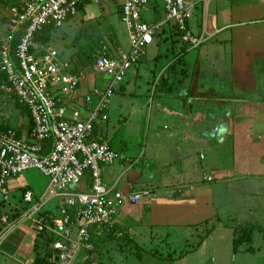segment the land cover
I'll list each match as a JSON object with an SVG mask.
<instances>
[{
	"label": "crops",
	"instance_id": "0c3cea01",
	"mask_svg": "<svg viewBox=\"0 0 264 264\" xmlns=\"http://www.w3.org/2000/svg\"><path fill=\"white\" fill-rule=\"evenodd\" d=\"M123 2L99 0L84 7L69 22L80 17L97 20L115 13L122 21ZM156 6L159 14L162 9ZM196 11L188 24L193 35L203 38L196 59L191 52L200 47L184 42L177 32L183 44L181 50L177 49V40L166 52L153 53L158 50L156 45L151 59L147 60V56L136 65L145 68L140 72L145 79L140 82L148 95L150 89H155L156 94L159 87L154 83L162 82V97L157 104H126L121 102L122 97L114 101L115 94L109 120L95 128L93 138L106 141L123 157L103 170L111 195L137 193L139 200L120 209L113 233L105 235L100 248L82 254L78 264L84 259L89 260L88 264H109V256L121 252L130 257L117 258L111 264H214L218 258L215 248L222 244L221 235L229 242L225 253L232 250L233 254L237 228L264 227V93L260 89L255 92L257 86L264 90V80H257L261 76L264 79V10L251 0H210ZM8 12L7 0H0V42L9 32ZM167 25L158 33L155 43L173 36V24ZM102 30L95 33L101 41ZM54 32L49 35L50 43ZM110 34L114 45L123 48L118 34ZM192 65L191 72L188 68ZM87 80L82 84L81 95L105 86L99 75ZM252 93L262 97L255 100L249 95ZM118 94H126L124 85ZM224 99L233 104H215L226 103ZM15 105L18 110L0 95V123L26 136L28 115ZM222 157L229 158L231 174L219 164ZM48 184L46 181L39 186L40 196ZM87 187L85 182L79 190L84 192ZM225 187L237 191L229 195L222 191ZM23 188L28 187L19 185L18 191ZM22 195L21 192L18 202L11 206L20 208ZM237 196L240 206L231 200ZM223 199L230 200L234 214L225 213L226 207L221 210ZM4 213H0V218ZM217 235L218 243L211 241ZM4 243L10 255L21 263L34 264L36 236L26 224L11 229ZM263 247L264 242L254 245L255 253H245V258L252 255L255 259ZM106 253L108 257L103 258Z\"/></svg>",
	"mask_w": 264,
	"mask_h": 264
},
{
	"label": "built area",
	"instance_id": "2783aa9c",
	"mask_svg": "<svg viewBox=\"0 0 264 264\" xmlns=\"http://www.w3.org/2000/svg\"><path fill=\"white\" fill-rule=\"evenodd\" d=\"M8 1L10 29L0 51V74L6 78L0 94L25 109L33 127L23 136L0 126V194L10 203L9 182L33 169L49 184L40 197L31 191L22 196L21 207L14 206L16 219L9 210L1 216L0 247L11 229L26 224L36 241L41 235L53 239L50 248L58 264H75L113 232L120 209L139 200L137 193L111 195L103 170L123 157L106 141L93 138L97 124L109 120L111 99L167 24H173L184 42L195 48L202 45L203 38L193 35L188 24L197 7L210 0H162L161 14L156 12V0H123L130 49L102 46L95 72L109 82L86 95H81V88L87 73L63 60L58 51L34 43V38L46 27L59 28L77 18L84 7L99 0ZM18 32L15 64L11 43ZM85 182L86 191H80Z\"/></svg>",
	"mask_w": 264,
	"mask_h": 264
},
{
	"label": "rangeland",
	"instance_id": "374dc122",
	"mask_svg": "<svg viewBox=\"0 0 264 264\" xmlns=\"http://www.w3.org/2000/svg\"><path fill=\"white\" fill-rule=\"evenodd\" d=\"M254 1V3L257 2V5L261 8H263L264 10V0H251ZM156 5H158V7H160V9L164 8L163 5V1L162 0H156ZM95 9L99 10L98 6H94ZM156 11H157V6H156ZM198 11H196L197 13ZM158 13V12H157ZM162 12L160 11L159 14H161ZM107 15H105V18L102 17L100 19H91L88 17H80L75 21H71V22H66L65 24H63L61 27H59L58 29H55L52 34L53 38L51 40V43L49 44V49H54L56 51L59 52L60 57L63 60H67V61H72V65L80 70L85 71L86 73H93L95 71V58H96V54L98 53V51L101 49L100 45L102 43H104V45H107L109 47H116L112 41L111 38V34L110 31L112 32H116L118 34V38L121 40V43L123 44V48L125 50H129L130 49V43H129V36H128V31L127 28L125 26V24L118 19L116 13L110 15V17H108ZM167 27H169V25H167ZM104 29L102 30V41H100V39L98 38V36H95V33H97V35L99 34L97 31H99L100 29ZM10 29V27L8 28ZM171 33H173V36L167 38L166 41L164 42H154V45L152 47H150V50H148L147 53V60L151 59L152 55L150 54L153 50V48L156 47V45H158V50L156 51L154 49L153 53H161L162 52H166L167 48L171 49V47L173 46V40H177L176 45H177V49L179 50L180 46H182V42L180 41L176 30H174V28H171ZM116 34V35H117ZM160 37V35L158 36ZM210 44V43H209ZM47 48V45L44 46ZM157 48V47H156ZM202 47L198 48L197 50L194 49L192 50L191 54L195 56L196 59V54L199 52V50ZM182 49V47L180 48V50ZM150 51V52H149ZM183 52V51H182ZM214 55V54H213ZM169 56V55H168ZM70 57L73 58V60L70 59ZM169 59H171L172 57H168ZM79 60V62H78ZM161 63V66L164 65L163 61H159ZM150 63V62H148ZM167 63V62H166ZM78 64V65H76ZM144 65V64H143ZM140 66V65H139ZM138 65H135L127 74L124 82L122 83V85H124L125 89H126V94H118L116 93V96L114 99V101H117L119 97H122L121 102L126 103V104H157L158 98L162 97V92L161 89L163 88L162 86V82H157L154 84H158V92L155 94V89H150L149 91V95L147 94L146 90H144V88H141L142 83L140 82V79H145V77H140L141 74L140 72L143 71L142 67H139ZM193 65L190 66L188 68L189 71H191L193 69ZM139 72V77H137V73ZM192 72V71H191ZM261 75V74H260ZM156 76L158 77V73H156ZM258 82L260 83L263 79V76H261L260 78H257ZM146 86V85H145ZM154 88L156 86H153ZM257 90L255 92H258L260 89L263 93L264 90L261 88V86H257L256 87ZM121 89V88H120ZM183 94V92H182ZM1 95V94H0ZM238 95H242V93L240 94V92H238ZM251 96L254 97L255 100H259L262 96H260V94H256V93H252L249 94ZM264 96V94H263ZM4 98L9 99L12 102V105L14 106V108L16 110H18L16 108V103L11 100L8 96H3ZM213 100V99H212ZM224 101L226 103H219L216 102L215 104L217 106L220 107V104H233V103H229L227 100L224 99ZM167 102V100H165V103ZM204 104V101L203 103ZM242 104V103H240ZM207 105V104H206ZM228 110V108H226ZM231 109V106L229 107V110ZM146 119V123L148 122V119L145 117ZM227 155V154H224ZM217 158V153L214 155ZM213 155L210 157V161H212ZM209 164V163H207ZM221 166H224L226 169H228V173H230V167L231 164L229 162V158L228 157H222V159L220 160L219 163ZM231 174V173H230ZM228 176V175H227ZM232 176V175H231ZM46 181H48L49 183V179L46 178L39 170L33 169L30 171H27L25 173H23L21 176H19L18 178H16L15 180L12 181L11 185L12 188L10 187L9 191L11 193V202L7 203L4 202L3 200V196L0 194V213H4L6 211H8V214H14L15 212V208L11 205L16 204L20 198L21 195V191L19 190V185L20 186H24V187H28L30 188L33 193H35V195L37 197H40V191L38 190L39 186H43L46 184ZM227 187V186H226ZM225 187V188H226ZM246 189H248V187H246ZM224 193H228L230 195V193L236 192L237 188H226L222 190ZM13 193H18L16 196H13ZM236 200H234L233 198L231 199L232 202L235 204V206H240L241 204H239V201L241 200L238 196L235 197ZM229 201V203L227 202ZM230 200L229 199H223L222 200V206H221V210L223 211V208L226 207L225 213H230V214H234V207H230ZM225 220V216L222 217V221ZM230 220V219H229ZM221 221V223H222ZM224 223V222H223ZM238 225L237 222L235 224V226ZM243 225V224H241ZM242 230V229H240ZM220 235V234H219ZM217 235L216 238H212L211 241H215L218 243V240L220 238V236ZM263 236L260 235H256L255 238V242L254 244H256V246H260L263 244V240H262ZM230 239L232 240V236L230 237ZM227 238L223 237V235H221V247L216 246L215 250H216V254H217V259L216 262L214 264H264V247L262 249V251H260V248L258 249L260 251V253H258V255H255V259L252 255H246L248 256L247 258H245V251L246 249H248V247H250V245H246L245 247H243L241 249L242 252H240V250L236 253V254H232V250H230V252L228 254H226L225 252L228 251L229 247L226 246L227 243L226 242ZM100 244H98V246L96 247V250L98 248H100L102 246V240L99 241ZM221 253H223V255H220ZM11 253L9 252V248L6 246V243H4L1 246L0 249V264H20V259L19 258H15L13 256L10 255ZM86 255V254H83ZM237 257H236V256ZM242 255V256H239ZM84 257V256H83ZM103 258H107L108 257V253L104 254L102 256ZM130 257V254L127 255L123 252L119 253V254H111L109 256V259H112V261L109 263L111 264L115 259L117 258H122V259H126ZM88 258V257H87ZM88 259H84L81 264H88ZM260 261V262H259ZM23 264V263H21ZM75 264H78V262H76ZM80 264V263H79Z\"/></svg>",
	"mask_w": 264,
	"mask_h": 264
},
{
	"label": "trees",
	"instance_id": "16d2710c",
	"mask_svg": "<svg viewBox=\"0 0 264 264\" xmlns=\"http://www.w3.org/2000/svg\"><path fill=\"white\" fill-rule=\"evenodd\" d=\"M7 3L9 4L8 0H7ZM55 29H57V28L56 27H46L43 32L36 34V36L34 38V43L39 44V45L49 44L50 43L49 35ZM20 40H21V32H18L17 34H15L14 39L11 43V59L13 60V62H15V64H16V58H15L16 57V49L20 43ZM2 44H3V42L1 40L0 51H1ZM103 44L104 43H102L100 45V48H102ZM116 46H119V45H116ZM145 58L146 57H144L142 60H144ZM0 62H1V58H0ZM92 74L93 73H90L89 75L87 74L88 77L84 80V82L89 78V76L92 78V77H97V75H99V74L94 73L92 76ZM99 76L104 78L105 86H106V84H108L107 82H109V78L102 76V75H99ZM5 78L6 77L3 74H0V83L4 82ZM93 79H96V78H93ZM105 86L96 87V88L104 89ZM121 86H122V84L120 85V88H121ZM96 88H94V89H96ZM120 88L118 89V91L116 93H118L120 91ZM18 106L21 109H23L20 105H18ZM23 110L28 115V120H29L28 126H29V131H30L33 127V122H32L31 117L29 116L28 112L25 109H23ZM0 126L2 128L7 129L1 123H0ZM19 135H21V134L19 133ZM21 192L24 195L25 193L29 192V190H28V188H23V189H21ZM21 200H22V198H21ZM18 214L19 213H15L13 218L16 219L18 217ZM240 229H242V230H240ZM112 233L113 232L108 233L106 235L109 236ZM257 234L260 236H263L262 240L264 242V227H260L257 225H247L245 227L242 226L241 228H237V230H235L234 235H233V253L236 254L239 250H241L246 245H250V247H248V249H246V251H245L246 253H255L254 245H256V244H254V242H255V237ZM104 237H105V235L103 236V238ZM52 242H53V239L51 237H49L48 235H41L39 237V239L36 241V243L34 245V251L36 253V259H35L34 264H58L57 263L58 258H57V256H54V253H53L54 251L50 248V244Z\"/></svg>",
	"mask_w": 264,
	"mask_h": 264
}]
</instances>
